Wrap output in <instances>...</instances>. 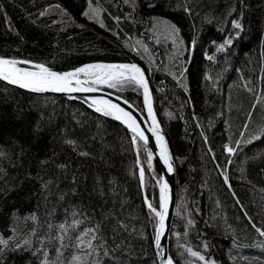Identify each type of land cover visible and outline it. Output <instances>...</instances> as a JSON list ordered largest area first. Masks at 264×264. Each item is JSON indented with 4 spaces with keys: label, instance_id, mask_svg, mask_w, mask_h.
<instances>
[{
    "label": "trees",
    "instance_id": "obj_1",
    "mask_svg": "<svg viewBox=\"0 0 264 264\" xmlns=\"http://www.w3.org/2000/svg\"><path fill=\"white\" fill-rule=\"evenodd\" d=\"M0 57L139 64L178 168L173 260L264 264V0H0ZM104 88L145 113L142 86ZM0 153V264H70L97 225L99 261L79 264H158L162 174L122 123L0 82Z\"/></svg>",
    "mask_w": 264,
    "mask_h": 264
},
{
    "label": "snow or ice",
    "instance_id": "obj_2",
    "mask_svg": "<svg viewBox=\"0 0 264 264\" xmlns=\"http://www.w3.org/2000/svg\"><path fill=\"white\" fill-rule=\"evenodd\" d=\"M85 16L88 15L87 12L84 13ZM235 27H239V24H234ZM178 31V30H177ZM226 43H231V40L226 41ZM224 45H220V49L222 50ZM19 63L16 60H9L3 57H0V78L4 80H9L13 84H19L23 88H29L35 92H45L47 90H52L56 92H90L95 91L94 88H85L82 85V81L79 79H75L78 77L80 73H84L86 75H95L96 81L99 83H107L109 87L116 88L119 84L128 83L130 85L138 84L143 87L144 89V97L145 102L148 103V110L151 113V103L148 97V85L147 81L144 78L143 70L135 65H87L83 68L76 69L74 72H67V73H57L52 72L48 68H45L43 65H37L39 68L38 72H31L24 69H20L16 67V64ZM25 63H30V61H25ZM91 69H99V72L93 73ZM75 79L76 87H73V80ZM94 104L102 105L103 107H97V112H104V115H113L115 114V118L117 120L124 119V123L128 125L129 128L132 129L133 132L138 133L139 139L144 141L145 144L147 143L148 138L145 136L143 130L139 128V125L136 123L135 117L131 115V113L126 112L123 108H120L119 105L112 104L107 100H94ZM125 103H127L125 101ZM155 119V118H153ZM153 132H157L158 130L153 128ZM135 139V138H134ZM162 138L157 135V140L160 141ZM69 144H74V141H67ZM229 152H232V148L227 149ZM161 156L164 158V163L168 164V171L172 170V166L169 163V157L167 152L163 146L161 145ZM2 155V153H0ZM151 159V153H149V160ZM143 169L140 170L141 178L143 177ZM227 179V178H226ZM47 187V185H45ZM166 188L167 184H163L161 186V201L165 204L166 207ZM62 198V197H61ZM148 207L155 212V209H152L151 204ZM75 215V213H73ZM156 215L160 217V228L163 230L164 227V216L161 212H156ZM82 221L74 220L72 222L71 227L78 226ZM59 228L64 232H67L68 229L65 227V224L59 225ZM99 229V225L96 228L87 229L83 232L82 235H88L91 233V239L88 242L87 247L92 248V240L98 239L96 233ZM261 235H264V232H261ZM58 239L63 240V237H58ZM80 243H83L82 237H77ZM103 240L102 237H100ZM156 245L159 247L160 245V237L157 235L156 237ZM66 247V246H65ZM99 247L103 248V243L99 245ZM119 247V245H117ZM94 250V249H93ZM105 255H108L107 250L104 251ZM192 255H198V253L193 252ZM201 260L204 259L203 256L200 257ZM74 261H78L79 257H73ZM168 264H173L172 260H168Z\"/></svg>",
    "mask_w": 264,
    "mask_h": 264
},
{
    "label": "water",
    "instance_id": "obj_3",
    "mask_svg": "<svg viewBox=\"0 0 264 264\" xmlns=\"http://www.w3.org/2000/svg\"><path fill=\"white\" fill-rule=\"evenodd\" d=\"M6 59L15 60V59H10V58H6ZM16 61L20 62L23 66L39 65L38 63L31 62V61H30V63H25L26 60H16ZM97 64L130 65L131 63L94 61V62H89L87 64H84L80 67H85L87 65H97ZM40 65H43V64H40ZM135 65L139 66L143 70V68L139 64H135ZM77 68H79V67H77ZM74 69H76V68L69 69V70H55V69H53V70H55V72H57V73H67V72H71ZM143 75H144V78L147 81V85H148V97L152 98L153 111H154V114H155L156 119H157V125H154L149 118V114L147 111V103L145 102V97H144V105H145V113H144L139 107H137L134 103H132L129 99L122 96L121 94L116 93V92L109 90L107 88L95 85V84L91 83L90 81L83 80L81 78H79V80H81L83 83L80 86L85 87V88L91 87V88H94L95 91H90V92H75V91L74 92H56V91H52L49 89L45 92H35L29 88H23L19 84H13L9 80H4L3 78H0V82L3 84H6L12 88H15L17 90L27 92L30 94H34V95L47 96V97H62V98L64 97V98H70V99H74V98L75 99H81V100L85 101L95 111H96L95 105L97 106L98 104H94L93 103L94 100H107L112 104L119 105L120 108H123L126 112L131 113V115L133 117H135L136 123L139 125V128L141 130H143L145 136L148 138L146 144L144 141L139 139L138 133L133 132L132 129L129 128L128 125L126 123H124L123 120H121V119L117 120L115 118L114 114L113 115H106V116L113 118V119L119 121L120 123H122L134 135V138H136L135 137V135H136L137 139H139L142 142V144H144L151 151L153 158H154L155 162L157 163L159 170L162 174L161 186L165 183L167 184V188H166V192H165L166 201H167L166 207H165V204L161 201V209L160 210L155 209L156 210L155 212H161L163 214V216H164V227H163V230H161V228H160V217L158 216V225H157V230H156V237H157V235H159L160 245H159V247H157L156 237H155L154 247H155V253H156V258H157L158 264H168L169 259L172 260L173 264H176L175 261L173 260L172 256H171V253H170V239H171V233H172V228H173V221L175 218L176 208H177V204H178V168H177V163H176L173 151L171 149L168 137H167L165 131L163 130V128L159 122V119L156 115V111H155V107H154V102L156 101V98H155V95L153 94V92L150 88L149 81L147 79V76H146L144 70H143ZM73 87H76L75 79L73 80ZM125 101L127 103H125ZM99 113L104 115L103 111H101ZM153 128L157 129L158 131L153 132L152 131ZM157 135L162 138L160 141L157 140ZM162 144H163V146L167 152V155L169 157V163L172 166L171 171H168V164L164 163V158L160 154ZM138 165L140 166L139 163H138ZM148 203L150 204L149 201H148ZM210 264H215V263L213 261H211Z\"/></svg>",
    "mask_w": 264,
    "mask_h": 264
},
{
    "label": "rangeland",
    "instance_id": "obj_4",
    "mask_svg": "<svg viewBox=\"0 0 264 264\" xmlns=\"http://www.w3.org/2000/svg\"><path fill=\"white\" fill-rule=\"evenodd\" d=\"M163 26H164L165 29L166 28L168 29V32L166 31V36L163 35V37L166 39V41H170L171 40V42L173 43V48H172L173 54L174 53L175 54L179 53L180 52V49H179L180 45L176 42V39L174 37V35L177 34V30H175L173 26H172V29H171V26L166 24V23ZM161 36H158V37L160 38ZM38 64H40V63H38ZM90 71L93 72V73H96V72H99L100 70L99 69H91ZM79 78H81L83 80L90 81L91 83H93L95 85H98V86H101V87H104V86H106V87L108 86L109 87V85L107 83H99V82H97L95 75H91L90 76V75H86L84 73H81L79 75ZM95 107L97 108V107H100V106H96L95 105ZM154 107H155V102H154ZM228 148H231V147L227 146V149ZM80 237H82L83 243H80L79 240L76 241L75 247H74L75 251H74V254H73L72 258H71L70 264H79L80 262L87 261V260L99 261L98 259L100 257H99L98 251L97 250H93L94 249V246H93L94 240L91 241L93 247L92 248H88L87 247L88 242L91 239V233H89L88 235H81ZM62 255H63V250H59L58 251V256H56L55 258H52L48 251H44L43 252L42 264H58V263L61 262ZM73 257H79V260L78 261H74Z\"/></svg>",
    "mask_w": 264,
    "mask_h": 264
},
{
    "label": "bare ground",
    "instance_id": "obj_5",
    "mask_svg": "<svg viewBox=\"0 0 264 264\" xmlns=\"http://www.w3.org/2000/svg\"><path fill=\"white\" fill-rule=\"evenodd\" d=\"M6 59V58H5ZM40 65V64H39ZM44 66V65H43ZM16 67L17 68H20V69H24V70H27V71H31V72H38L39 71V68L37 67V65H30V66H23L22 64L17 63L16 64ZM45 68H48L49 70H51L52 72H55V70L47 67V66H44ZM79 68H83V67H79ZM79 68H76V69H79ZM76 69L72 70L71 72H74ZM81 74V73H80ZM79 74V75H80ZM79 75L78 77H76L75 79H79ZM149 101L151 103V113H149V110H148V103H147V111H148V114H149V118L151 120V122L154 124V125H157V119H156V116L154 114V111H153V104H152V98H149ZM97 106H100V107H103L102 105H97ZM115 115V114H114ZM155 118V119H153ZM121 120L124 121V119L122 118ZM135 137L137 138V136L135 135Z\"/></svg>",
    "mask_w": 264,
    "mask_h": 264
}]
</instances>
